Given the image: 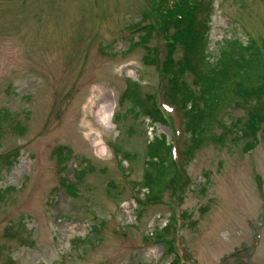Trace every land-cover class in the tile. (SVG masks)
Here are the masks:
<instances>
[{"label": "rangeland", "instance_id": "1", "mask_svg": "<svg viewBox=\"0 0 264 264\" xmlns=\"http://www.w3.org/2000/svg\"><path fill=\"white\" fill-rule=\"evenodd\" d=\"M153 7L0 0V264H264L261 129L251 150L241 132L206 142L184 161L189 181L177 195L136 201L149 143L163 134L181 155L190 140L179 111L167 109L173 122L163 125L142 108L167 84L168 48L155 34L137 44L132 27ZM212 11L210 61L264 42V0H213Z\"/></svg>", "mask_w": 264, "mask_h": 264}, {"label": "trees", "instance_id": "2", "mask_svg": "<svg viewBox=\"0 0 264 264\" xmlns=\"http://www.w3.org/2000/svg\"><path fill=\"white\" fill-rule=\"evenodd\" d=\"M153 2L154 7L143 16L141 23L134 24V27L140 26L141 32L136 43H146L153 34L162 39L168 51L161 61L160 71L167 78V84L163 95H150L147 106L143 104L142 108L151 120L163 125L172 123L164 105L175 108L180 112L190 140L180 156L175 154L176 141H169L163 134L149 143L148 159L138 189L143 197L136 198L140 206L161 202L167 191L177 195L189 181L184 161L192 159L206 142L224 144L229 135L241 132L242 136L252 137L245 147L251 150L258 131L261 129L264 133V42L258 45L251 40L247 44H237L233 50L222 49L219 56L210 61L211 55L205 56V48L213 0ZM179 45L184 52L176 59L174 50ZM146 49L144 60L151 64L152 51L156 48ZM185 76L191 80H185ZM229 109L245 110V117L228 124L222 116ZM215 128L221 129L220 135L215 134ZM64 184L68 191L77 194L72 184ZM167 229L168 225L164 231ZM160 236L163 233H159Z\"/></svg>", "mask_w": 264, "mask_h": 264}, {"label": "bare ground", "instance_id": "3", "mask_svg": "<svg viewBox=\"0 0 264 264\" xmlns=\"http://www.w3.org/2000/svg\"><path fill=\"white\" fill-rule=\"evenodd\" d=\"M102 109L105 111H109L111 109V97L105 99V102L103 103Z\"/></svg>", "mask_w": 264, "mask_h": 264}]
</instances>
